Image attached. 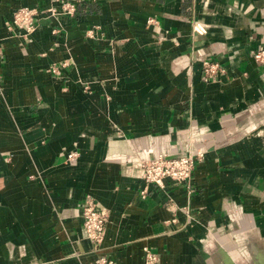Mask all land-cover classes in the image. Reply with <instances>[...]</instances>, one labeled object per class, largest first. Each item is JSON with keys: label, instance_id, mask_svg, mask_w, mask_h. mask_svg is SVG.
I'll list each match as a JSON object with an SVG mask.
<instances>
[{"label": "crops", "instance_id": "obj_1", "mask_svg": "<svg viewBox=\"0 0 264 264\" xmlns=\"http://www.w3.org/2000/svg\"><path fill=\"white\" fill-rule=\"evenodd\" d=\"M83 1L23 39L55 0H0V264H264V0ZM196 151L190 188L132 167Z\"/></svg>", "mask_w": 264, "mask_h": 264}, {"label": "built area", "instance_id": "obj_2", "mask_svg": "<svg viewBox=\"0 0 264 264\" xmlns=\"http://www.w3.org/2000/svg\"><path fill=\"white\" fill-rule=\"evenodd\" d=\"M77 1L83 0H55L54 4L44 9L38 7H20L12 13L11 22L7 23L9 29L12 25L17 26L23 33L21 36L26 37L29 33L37 28V17L43 13H49L48 16H73L76 10ZM199 33H203L204 29L200 26L195 28ZM90 32V33H89ZM53 33H57L54 29ZM88 36L92 35V31H88ZM254 60L264 66V47L253 53ZM222 69L216 63L204 62L205 81H209L218 73L221 74ZM203 159L201 151L186 152L180 154L158 153L148 160L142 161L134 169L136 177L143 179L146 183H153L159 187H163L165 178L171 179L175 184L190 188V181L196 162ZM145 189L141 192L143 195ZM80 215L83 222L85 236L94 244H100L103 239L105 224L108 219V211L104 206L97 202L93 197L86 195L81 206ZM144 264H158L159 256L148 247L143 248ZM98 264H113L111 258L100 256Z\"/></svg>", "mask_w": 264, "mask_h": 264}, {"label": "rangeland", "instance_id": "obj_3", "mask_svg": "<svg viewBox=\"0 0 264 264\" xmlns=\"http://www.w3.org/2000/svg\"><path fill=\"white\" fill-rule=\"evenodd\" d=\"M75 11H76V10H75ZM48 14H49V13H48ZM74 14H75V13H74ZM38 17H39V16H38ZM38 17H37V26H38ZM47 17L50 18L51 16H47ZM11 19H12V18H11ZM10 22H11V21H10ZM10 22H9V23H10ZM10 30H14V32H15L14 35H16V36L18 35V36L22 37L23 39H27L28 35L31 34V33L33 32V31H32V32L29 33L26 37H23V36H21V34L23 33V30H21V29L18 28L17 26L12 25V28H11ZM89 33H90V32H89ZM64 63H65V62H63L62 65H66V64H64ZM68 65H69V62H68ZM147 160H148V159H147ZM143 161H145V160H143ZM141 162H142V161H141ZM141 162H140V163H141ZM140 163H139V164H140ZM139 164H137V165H133V166H132V167H133V170H134V169L136 168V166H138Z\"/></svg>", "mask_w": 264, "mask_h": 264}, {"label": "trees", "instance_id": "obj_4", "mask_svg": "<svg viewBox=\"0 0 264 264\" xmlns=\"http://www.w3.org/2000/svg\"><path fill=\"white\" fill-rule=\"evenodd\" d=\"M84 2V1H83ZM85 3V2H84ZM77 8V7H76Z\"/></svg>", "mask_w": 264, "mask_h": 264}]
</instances>
